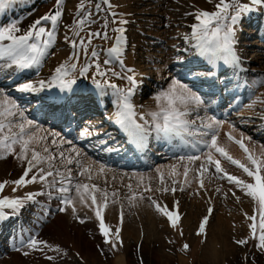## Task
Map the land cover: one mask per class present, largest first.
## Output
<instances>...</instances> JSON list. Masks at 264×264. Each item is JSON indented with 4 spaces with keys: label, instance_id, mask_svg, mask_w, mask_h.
I'll use <instances>...</instances> for the list:
<instances>
[{
    "label": "snow or ice",
    "instance_id": "1",
    "mask_svg": "<svg viewBox=\"0 0 264 264\" xmlns=\"http://www.w3.org/2000/svg\"><path fill=\"white\" fill-rule=\"evenodd\" d=\"M16 0H0V12H3L6 7ZM107 3L108 0H105ZM254 5L264 4V0H251ZM57 7L54 10L37 19L33 25L24 33L17 35L19 28L16 25H12L6 28H0V61H4L9 67L16 66L19 69H29L34 65L38 66L41 63L42 58L49 54L48 50L52 46L54 40V30L56 29L58 22L62 18V11L59 10L62 5V0H56ZM83 8V5H81ZM234 11L235 14H230ZM252 9L247 5L237 6L235 0L231 3L228 0H219V3L215 5V11L208 12L205 10L198 11L193 14L196 23L192 27V37L195 38L198 43L196 47L199 49V54L202 56H207L211 62L217 60H222L224 63L239 64V57L234 51L235 43V26L240 20L241 15L245 12H250ZM89 15H91L89 13ZM113 15H115L113 13ZM49 27H45V24ZM83 20L78 21V26H82ZM114 24H127L126 20H113ZM107 27V25H105ZM51 28L52 30H49ZM113 31L117 33L114 37L115 43L110 47L107 52L109 56H114L118 60L120 59L121 45L123 43V34L125 32L124 28L117 27ZM79 33H77L78 35ZM92 38H100L103 40H108L109 36L106 31L90 33L88 43L91 44ZM7 42V43H5ZM83 43V41H81ZM75 47V44H73ZM91 56L95 62L99 58V53L96 50L91 51ZM73 59H78V57H72ZM110 60L105 59L104 64L108 65ZM121 66L123 67V61L120 60ZM92 64H87L82 67L80 75H86ZM72 69H76V64L71 65ZM127 72L131 73L132 69H127ZM95 72L97 76H107L106 71L101 70V65L95 63ZM56 75L53 80H60L62 86L68 84H74L75 80L64 81V77L67 75V70L64 65L55 69ZM112 76L117 78H124L119 76L116 72L111 73ZM126 79L131 85L127 90L119 89L117 85L111 84L108 81L105 83L109 87L115 89L118 95V111L114 116V122L127 134L131 142L137 147L146 146L148 138L153 132L163 139L172 140L174 138L183 139L185 135H192L191 126L195 125V120H188L190 113V108L192 106H199L202 101L198 95L193 93L190 89L186 88L184 85H178L173 81L172 86L164 92H161L155 99L159 105V111L150 113L151 121L145 119L144 116H140L138 122L136 119V113L133 110V105L130 101V97L134 94L133 89L136 85V78L133 75H127ZM93 83H97L93 79ZM44 86V82L41 81V87ZM97 87H100L97 84ZM23 91H34L33 85L25 84L23 86ZM221 126V122L218 120L211 119L208 123H201L199 125L200 134L209 139L205 142L204 147L208 149L205 155V162L201 163L200 168L197 171V176L200 179V187H204L203 177L209 172V168L214 166L215 174H223V177L230 184H234L237 189L242 191L246 196L250 197L252 200L256 201L258 204L259 211V228L261 234L258 237V245L261 250H264V151H262L261 156L257 157L249 151L245 146L243 140L245 137L242 135V139L235 140L230 134L228 135V140L236 143L240 149L245 153V156L251 165V167L242 164L239 160L234 159L224 147L218 146L217 136L218 129ZM250 139V138H248ZM45 140V137H37L35 129L33 127V122L31 120H26L22 111L18 110V106L12 103L8 106V102L5 101L3 105H0V160L7 159L8 156H13L15 159L21 162H25V170L22 176L12 181L16 186H27L29 183H41L52 185L55 182L58 187L54 190L60 193H65L69 191L68 188L63 186V180H56V177L63 175L59 170L53 171L52 162L57 159V156L51 155L49 153V148L45 145L42 149L43 153L48 155H42L41 151L37 150V147ZM53 144L56 143L55 140L52 141ZM17 148L19 151H17ZM71 151L75 152L79 156V152L76 149ZM214 153L219 154L221 158L227 160L232 165L240 168L244 174L251 178L254 183H248L236 176L223 173L221 167V160L214 159ZM59 159L64 162L65 166L71 165L73 159L71 157H66L63 152L59 153ZM181 159H184L183 157ZM190 162L200 160L201 157L197 155H191L186 158ZM48 163L49 167L46 170L39 165L43 163ZM79 164V160L76 161ZM79 175L84 176L88 174V179L91 180V168H84ZM35 169V171H34ZM100 173H103L104 167L100 166ZM159 172V169H157ZM189 169L184 168V176L187 178ZM31 176L29 178V174ZM52 177L53 181H49L48 178ZM71 183V169H68V174L64 176ZM7 181L0 182V193L3 192L7 185ZM161 183H163V177H161ZM131 191V185L128 186ZM16 189L14 188L13 191ZM81 205L86 207H91L95 210V216L99 221V229L103 236L106 238L109 236L110 229L105 225L102 217V212L107 208L108 193L97 188L96 185H89L86 183H76L74 188ZM183 190V189H180ZM144 192H151V187L145 186ZM157 191L168 192L171 191L173 194L177 191L176 188H161ZM96 192H100L102 200L100 203L97 201ZM43 195V193H39ZM35 193L27 194L23 199L20 198H8L5 197L0 199V215H4V209H9L13 212L18 208L24 206V200L32 201L34 200ZM115 195V193H113ZM235 196V192L232 193ZM51 196V193H49ZM147 199L151 202V205L155 208L158 213L164 215L170 222V226L176 228L178 226V221L180 220L178 213V202L176 204L177 210H167L166 207H162L157 201L152 200L151 196L144 197L141 195L139 199ZM90 199L91 204H88ZM132 200L137 199L136 195L133 194ZM61 204L64 205L60 208L61 212L67 210L68 207L71 208L72 213H76L77 208L72 199L61 198ZM213 209L209 207L207 209V215H205L199 224L197 235L207 236V227L209 225V219L213 214ZM248 219L255 221L256 216L247 217ZM80 223H85L83 219H79ZM120 220H123V214L121 213ZM251 228V238L256 239L257 225L252 223ZM183 235V232L180 233ZM116 240H119V229L115 232ZM113 249L117 247V244L112 240H107ZM42 242H38L33 239L29 243L28 247L37 249ZM237 245L243 246L248 243L245 239H240L235 241ZM183 250L185 252L190 250L188 244L183 245ZM58 251V249H57ZM27 255V253H25ZM49 260L52 257H47Z\"/></svg>",
    "mask_w": 264,
    "mask_h": 264
},
{
    "label": "bare ground",
    "instance_id": "2",
    "mask_svg": "<svg viewBox=\"0 0 264 264\" xmlns=\"http://www.w3.org/2000/svg\"><path fill=\"white\" fill-rule=\"evenodd\" d=\"M119 2H126L125 0H118ZM144 1L146 0H136L131 2L132 6H138L139 4H142ZM171 2L173 3V10L175 11L177 17L181 18L182 20H184V22L182 21H178V23H180L181 25H179V30L181 33H184L183 31L185 29H187L190 26V30L192 31V27L193 25L196 23V21H192L190 22L189 20H186L184 18L185 13H188L190 10H194L196 11L195 8L197 5L195 4H191L189 6H185L183 7L182 10H179L178 7H176V0H171ZM202 3V2H201ZM163 3H161L160 5H162ZM148 7L149 8H153L154 5L152 4V2H148ZM159 5V6H160ZM205 10V9H204ZM206 11V10H205ZM139 16H143V12L139 11L138 12ZM149 22L151 23L152 26H156L158 27V21L155 18H149ZM183 23V24H182ZM123 25V24H120ZM183 30V31H182ZM192 36V35H191ZM138 37V35H137ZM137 37H134V41H137ZM145 39V38H144ZM194 39V38H193ZM192 39V40H193ZM146 42L149 44L148 39L146 40ZM126 44L121 45V48L124 47ZM133 45V44H131ZM195 51H197V48H194ZM61 50L62 52H59V56L57 57H53V55H51L50 60L53 61V64H48V67H46V70H44V72L42 73V78L43 76H45V74H50L52 73V71L61 65L62 63V55L65 54H69V51L67 49L66 46H61ZM160 50L162 51V49L160 48ZM158 50V51H160ZM140 55V54H139ZM159 56V54H158ZM160 57V56H159ZM209 59L207 56L204 57V59ZM175 61L173 60L172 63H174ZM148 63H155V61L153 59H149ZM133 64V63H132ZM209 64L210 65H214L215 62H211L209 60ZM150 65H148L149 67ZM3 65H0V68H3ZM147 66L143 65V69L144 72L146 73H150L151 71L148 70ZM155 67V66H154ZM162 69V66H161ZM157 74L160 75L161 70L158 72H155ZM131 75L135 76V78H137L136 83H143L142 80H140L142 78V76H145V73H142L140 71H133L131 72ZM169 77H173L171 73L167 74ZM71 80H75L74 84H70L76 87L75 84L78 83L77 79H71ZM71 80H67V81H71ZM9 80H5L4 83H7ZM106 80H104L105 82ZM173 81H175L173 79ZM111 84L116 85L115 82H111L109 81ZM176 82V81H175ZM178 85H182L179 82H176ZM25 84H31L34 87V91H26L27 95L30 94V96L32 98H36V96L38 95L39 91L46 87L47 84L44 82V86L41 87V83L40 84H36L34 85L33 81L31 80H24L21 81L20 83H18V86H16V88H23V86ZM172 86V83H171ZM168 88V87H167ZM166 88V89H167ZM263 90V89H262ZM264 91H261L258 93V95L255 97L257 99L256 104L257 105H253V106H259V111L257 112V116H260L261 113H264V105L262 102V94ZM115 95V94H113ZM50 96V95H49ZM48 96V97H49ZM89 97V96H88ZM76 98H74L75 100ZM113 100V105L116 111H118V103L115 104V97H112ZM264 99V98H263ZM73 100V102H74ZM118 100V98H117ZM133 100L134 102L132 103L133 105V110L134 112L137 114L143 113L145 114V118L149 121H151V116L150 113L152 112H157L159 111V105L157 100L156 103L155 101H153V105H145L144 108L141 107V103L138 100V96L137 94H135L133 96ZM5 101L8 102V106H11L12 103H15L18 106V110L22 111L23 114L28 115L29 113H31V108H27V109H22L21 104L16 101L13 100L11 97H7L6 94L3 92V90L0 89V105H3L5 103ZM81 100L77 101V105H81L80 103ZM151 101V99H150ZM94 109L100 110L98 107H95ZM253 111V107L251 106L250 108L244 109L243 111H241L239 114H237L235 116V119L237 118L238 121L233 122V123H237L239 126L240 125H245V122H247L248 120L246 118L248 117H257L255 115H253V113L250 111ZM26 115H24V118L26 120H31L29 119ZM251 115V116H250ZM260 118H262L261 120H263V116H261ZM97 119V118H94ZM32 121V120H31ZM242 121H244L242 124H240ZM33 122V121H32ZM91 122L89 120H85L84 124H90ZM93 123L99 124L100 121H94ZM48 125V124H47ZM250 125V124H248ZM36 126V123L33 122V127ZM261 126H264L263 124ZM45 134L43 137H45V140L47 142V139L49 138V142L48 146L52 147L53 149H56L57 151L55 152V154H52L54 156H57V159L55 161H53V167L57 166L59 168H64L65 172L62 173L63 175L56 177V180H63V186L65 188H68L69 191L65 192V193H60L59 191H56L53 195L58 196L59 201L61 202V198L63 199H72L75 203V206L77 208V212L79 213L78 217L80 219H83L85 221L86 224H89L92 220H94L96 222V225H99V221L96 219L95 216V210L91 207H87L88 209H84L82 207V205L79 202V198L74 190L75 188V184L76 183H86V184H94L95 182H105V181H111L112 183L116 181L120 182V181H125L122 179H126V181L130 182L132 180H139L140 178H143L144 175H142L141 173H130V172H121L120 170H116V169H111V168H107V166H105L103 163H99L97 162L96 158H93L89 155H87L85 150L82 149H76L79 152V156L76 155L75 152L71 151L72 149H74L72 146H70V143L68 141H66L62 135L59 134V136H55L54 135V131L50 130L49 128L45 127ZM107 130V128L105 129H101L98 130L96 133L97 134H103L105 133V131ZM87 134H83L82 137L83 138H87ZM241 138L239 137L238 140H240ZM55 140L56 143L53 144L52 141ZM109 138L105 139L104 142L108 141ZM64 145H69L70 148L66 147L64 148ZM41 144L37 147L38 151H41ZM218 146H221L225 148V150H231V151H235L236 154L234 155V157L238 158V157H243L245 156L243 154V152H239L237 150V148L239 146L234 145L231 141L229 140H223L222 142L218 143ZM92 147V146H91ZM17 151H19V149L17 148ZM63 152L64 155L66 157H71L73 159V163L71 165H67L65 166L64 162H62L59 159V153ZM162 152H160L159 154L161 155ZM243 155V156H242ZM79 160V164L76 163V161ZM46 163H43L41 165H39L40 167H44V165L46 166ZM80 165H83L84 168H91V176L92 179L89 180L88 174L86 173L84 176L79 175V173L83 170ZM103 165L104 167V171L103 173H100L99 169L100 166ZM67 167H72L71 169V183H69V181L67 179H64V176H66L68 174V170ZM163 168V167H161ZM156 168V170L154 172L160 174V172H157V169H161ZM169 168V167H166ZM172 168L177 171L178 168L176 166H172ZM25 170V162H21L18 161L17 159H15V157H13L12 161L8 160H0V182H4L7 181L8 183V191H12V188H17L16 185H13L12 181L17 180L18 178H20L23 174ZM35 171V169H34ZM145 174V173H144ZM31 176V173L29 174V178ZM146 176V175H145ZM50 179V180H49ZM240 179V178H239ZM49 181H53L52 177L48 178ZM245 182L248 183H254V181L249 178L247 180H245ZM45 184H41L39 182L35 183H29L28 184V188L27 189H21V190H17L16 193H13L12 197L13 198H18V197H25L27 194L29 193H35L36 195H39L38 190L41 191V189H43ZM51 187H58V185L55 184V182H53V184L51 185ZM226 191H230L224 198L222 199H216V198H212L210 196V194H208V196L206 195H198L195 194L193 192H191V204L187 206L186 214H187V218L185 217V219H181V208L178 205V213H179V217L180 220L178 221V226L176 228H173V232H172V236L171 238H167L165 235V241H171L173 243V245L179 244L180 239L178 236V233L180 235V237H185L187 235L188 240H192L190 237V233H192L193 235V243H187L184 242L182 244L181 247V251L182 253H188V257L190 258V262L193 261H205L208 262L209 264H226L230 259L234 258L236 255H239L241 251H247L248 253H252V251L254 250H259L260 248L257 247L258 245V237L261 234L260 232V228H259V211H258V204L256 201L252 200L250 197L246 196L242 191H240L239 189H237L235 187V185L229 189H227ZM235 192V196L232 195V193ZM18 193V194H17ZM9 197V196H8ZM132 197V192L129 191L125 194V199L127 200H131ZM21 199V198H20ZM117 198H113L112 196H108V200H107V209H109L112 213H118V212H132V211H136V210H142L143 212H148L146 209L149 208H138L136 207L135 202L132 201H119V200H115ZM99 200H102V197L99 196ZM25 202H27L28 200H24ZM202 201H207L209 203V206L214 210L212 216L209 219V225L207 227V236H200L197 235V231H198V227L200 222L202 221L203 217L205 215H207V213L204 214H199V209H201L202 207H204V204L202 203ZM201 202V203H200ZM100 203V202H98ZM177 203V202H176ZM88 204H91L90 199L88 200ZM151 204V203H150ZM167 204V203H166ZM45 205V204H44ZM167 205H171L173 206L174 204H167ZM229 205H231V207H233L232 210H224L225 208L229 207ZM42 206V205H41ZM167 210H172L170 207L165 206ZM23 208V207H22ZM44 207L42 206V208H38V209H33L30 210L29 218L30 220H25L22 216V214H24L26 216V213H20L21 208L16 209L15 212L9 210V209H4L3 212L5 213L4 215H0V221L5 219L6 217L10 216L11 214L15 213L18 218L17 220L22 219V221H20V225L17 228L14 229L13 233H9V237L6 238L8 241V244H3V246H5L4 250L5 251H1V253H8L9 250H11L14 245L17 244H21V243H25L28 240H37L38 242H42L40 244V248L45 249L43 253H41V257L45 258L44 260H46L47 257H50L46 251L51 252V250H56L58 245H65V247L69 246L71 247V249H78V244L76 243V241H74L70 235V230L68 228V226H70V221L75 217L74 213H72L71 208L68 207L66 211H64L65 216H63L62 218L65 219V221L67 222H63L62 219H60L57 223H55V225L58 227L59 230L57 232V234L55 233V239L59 240V242L54 241V238H50V239H42L36 236V230H37V222L41 223L43 220H46V215L42 213V211H44ZM177 210V209H176ZM91 211V212H90ZM106 211V209L102 212V217H103V213ZM118 211V212H117ZM206 212V210H205ZM148 216L146 217L147 220V226L149 227L148 230H140L139 226L137 227V232H136V236L140 237V234L142 235V232L144 234H148L149 240H155L156 242H158V240L160 239L159 237V231L157 230L156 224L159 223L160 219L158 220V218L153 215L152 213L148 212ZM200 215V216H199ZM252 216H256V220L252 221L250 219H248L247 217H252ZM165 219H167L164 215H163V220L165 221ZM161 220V221H163ZM158 221V222H157ZM187 223L189 225L188 229L185 228V226H187ZM252 223H255L257 225V230H256V239H252L251 238V228L250 225ZM3 222H0V242L3 240V234L6 233V231L9 232V229L7 230L8 225H4V227L1 228ZM193 224H195L194 227ZM183 225V226H182ZM79 227V225H77ZM77 226L75 225L74 228L76 229ZM34 228V229H33ZM74 229V230H75ZM54 230V229H53ZM181 232H183L184 236H181ZM135 234V230H131L129 232V235L127 236L128 239L133 236ZM247 239L248 243L246 245H248L247 247H245L246 245L240 246L237 245L235 243V241L240 240V239ZM107 240H112V241H116V238H112L110 235L108 236ZM117 244V243H116ZM184 244H188L190 246V250L185 252L183 250V245ZM0 248H1V244H0ZM112 248V252L114 255H116L115 259H114V263L115 264H126V260H125V255H121L123 254L122 251H125V249L127 248V245H122L119 246L117 244V247L115 249ZM264 252V251H262ZM0 253V254H1ZM43 255V256H42ZM95 257L90 258L87 257L88 261L89 260H93ZM48 259V258H47ZM181 259V257L179 256V260Z\"/></svg>",
    "mask_w": 264,
    "mask_h": 264
},
{
    "label": "rangeland",
    "instance_id": "3",
    "mask_svg": "<svg viewBox=\"0 0 264 264\" xmlns=\"http://www.w3.org/2000/svg\"><path fill=\"white\" fill-rule=\"evenodd\" d=\"M127 1V0H126ZM165 3V10L167 12V17L165 19V22L167 24L172 25L174 23H178L176 20L181 21V18L177 17L175 11L173 10L172 6L173 3L171 0H164ZM208 1V0H207ZM202 2V3H201ZM205 0H176V7H178L179 10H182L183 7H187L191 4L197 5L198 11L206 10L208 12H211L213 8L209 11L208 5L211 4L215 8V5L212 1L210 3H204ZM204 3V4H203ZM99 8L104 7V3L98 2L96 4ZM80 6V2L77 0L74 6H72L68 11V20L73 19V13L78 10V7ZM50 8V5L46 6L42 11H40L36 16H40L45 14L48 9ZM129 10L136 11V14L139 16L138 12L142 11V9H145L141 6H136V8H128ZM169 12V13H168ZM34 15H32L33 17ZM154 15L149 16L152 17ZM144 17V16H143ZM184 17H190L194 19V16L185 13ZM195 20V19H194ZM31 23L28 21L22 22L20 26H24L28 28V26ZM143 24V23H142ZM175 30V27H172L170 29V32L173 33ZM159 32V31H158ZM161 33V32H160ZM137 33L134 34L135 37H137ZM59 36V35H58ZM138 49V48H137ZM87 59H85V63L92 64L93 68H95V63H99L101 65V70L104 69L113 70L114 67L112 66L111 62L108 65L104 64V60H96L93 61L91 55L86 56ZM140 62V61H139ZM255 65H258L255 63ZM264 66V63H263ZM106 71V70H104ZM89 72H95V70L89 69ZM107 72V71H106ZM108 73V72H107ZM109 75V73L107 74ZM264 97V94H263ZM35 132L37 134V137H43L44 134L41 131L39 127H34ZM47 142H49V138L47 139ZM46 141H43L41 143V154L42 155H48L46 153H43L42 149L46 145L49 148V153L55 154L57 151L56 149H53L52 147L48 146V143ZM13 156H8L7 159H4L5 161H12ZM205 162L204 160H196L194 162H183L181 166L178 167V170L175 171L172 166L169 168H162L159 169L160 174L154 172L155 170L151 169L148 171H145L146 174L141 172L142 175H144L143 178H140L139 180L135 179L130 182L126 181V179H122L125 181H105V182H95L94 185L97 186V188L106 191L108 193V196H112L113 198H117L115 200H119L122 202L125 201H132L125 199V194L130 191L129 185H131V192L132 195L135 194L137 199L133 200L136 204V207L138 208H149L146 209L149 213H152L155 215L158 220L160 219L159 223L156 224L157 230L159 231V237L160 239L158 242L155 240H149L148 234H144L142 232V235L136 236L137 227L139 226L140 230H148L149 227L147 226V220L146 217L149 215L148 212H143L142 210H136V211H128V212H118V213H112L109 209L106 208V211L103 213V220L105 222V225L111 230L109 235L112 238L115 237V232L117 229H119V240L115 241L119 246L127 245V248L125 251H122L125 255L126 264H209L205 261H193L190 262V258L187 256L188 253H182L181 247L184 242L187 243H193V235L190 233V237L192 240H188L187 235L185 237H180L179 233V244L173 245L171 241H165L164 236L167 235V238H171L173 227L170 226V222L168 219L163 220V215L161 213H158L155 208L150 204L151 202L149 200L145 199H139L141 195L144 197L151 196L152 200L157 201L162 207L168 206L172 210L176 208V202H178V205L181 208L182 217L181 219L187 218L186 209L188 204H191V192L198 194L200 196L210 194L212 198L216 199H222L224 198L230 191H226L227 189L233 187L234 184H230L226 178L223 177V174L216 175L214 166L209 168V172L205 174L203 177L204 187H200V179L197 176V171L200 168L201 163ZM242 164H245L246 166H249L245 160H241ZM53 164V163H52ZM49 164L47 163L46 166L44 165L43 168L46 170L48 169ZM188 167L189 172L187 178L184 176V168ZM250 167V166H249ZM72 169V167H67L68 169ZM227 168V166L225 167ZM52 170L55 172L59 170L61 173L65 172L64 168H59L57 166L53 167ZM227 174L237 176L238 174H244L243 171L236 167V166H230L227 171ZM264 174V173H263ZM146 175V176H145ZM161 177H163V183H161ZM19 179V178H18ZM50 180V179H49ZM183 184L184 186L181 187L179 184ZM36 184V183H35ZM14 185V184H13ZM93 185V184H89ZM145 186L151 187V192H144L143 189ZM8 184L6 185L5 189L2 193H0L1 197L9 196L10 198H13V193H16L17 190L21 189H27V186H17L15 188L16 190L13 191L14 188H12V191H8ZM176 188L177 191L175 194H173L171 191L164 192V191H157V189L161 188ZM55 187H51L48 184H45L43 189L40 193H43V195H39L37 199L35 198L34 204L35 209H37V205L39 207L41 204H45V209H47V212H44L46 215V220H43L42 223L39 224L36 230V236L39 238L42 237V239H50L54 238V241L59 242V240L55 239V233L59 230L58 227L55 225L60 219H62L63 222H66L65 219L62 217L65 216L64 212L60 211V208L64 205L61 204L59 201L58 196L53 195L56 190H54ZM183 189V190H180ZM49 193H51V196H49ZM115 193V195H113ZM18 194V193H17ZM97 196V201L100 202L99 196H101L100 192L95 193ZM37 200V201H36ZM174 204L173 206L167 205V204ZM201 203V202H200ZM204 204V207L199 209V214H204L205 210L209 208V203L207 201H202ZM29 207H32L31 204L27 205V209L24 211L29 212ZM84 209H88L86 206L82 205ZM233 207L229 205V207L225 208L224 210H232ZM79 210V209H78ZM77 210V211H78ZM76 211L74 214V218L70 221V226H68L70 230V235L74 241L78 244V249H71V247L65 245H58L56 250H51V252L46 251V253L52 257L51 260L45 258H42L40 255L44 252L45 249L37 248L33 249L28 247L31 240H28L25 243H21L17 245L14 249L9 250L8 253L0 254V264H115L114 259L116 255L113 254L111 245L106 242L105 236L102 235L99 225H96V222L92 220L89 224L86 223H80L77 219L79 213ZM91 212V211H90ZM121 213L123 214V220L121 222L120 216ZM199 215V216H200ZM80 219V218H79ZM97 219V218H96ZM58 220V221H57ZM163 220V221H161ZM158 222V221H157ZM67 223V222H66ZM77 226L75 229L74 226ZM183 226V225H182ZM195 224H193L192 227H194ZM189 225L187 223V226H185L186 229H188ZM54 229V230H53ZM75 229V230H74ZM135 230V234L131 236L128 239L129 232L131 230ZM181 236H184L181 235ZM245 240H247L245 238ZM61 244V243H60ZM248 245H246L247 247ZM58 249V251H57ZM264 250H254L251 254H249L247 251H241L239 255H236L234 258L230 259L226 264H264ZM27 253V255H25ZM43 256V255H42ZM179 256L181 259L179 260ZM87 257L93 258V260L87 259ZM256 259L254 260V258Z\"/></svg>",
    "mask_w": 264,
    "mask_h": 264
}]
</instances>
